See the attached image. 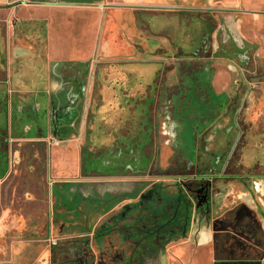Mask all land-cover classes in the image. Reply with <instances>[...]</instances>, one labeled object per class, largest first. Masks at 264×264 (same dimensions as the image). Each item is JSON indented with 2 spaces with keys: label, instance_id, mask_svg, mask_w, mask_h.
I'll use <instances>...</instances> for the list:
<instances>
[{
  "label": "flooded vegetation",
  "instance_id": "flooded-vegetation-1",
  "mask_svg": "<svg viewBox=\"0 0 264 264\" xmlns=\"http://www.w3.org/2000/svg\"><path fill=\"white\" fill-rule=\"evenodd\" d=\"M172 11L175 17L197 18L202 35L194 39L198 42L193 53L157 65L141 95L116 63L100 66L96 62L83 68L66 65L58 76L68 89L48 90L40 102L30 98L19 104L17 113L22 115L19 122L13 117L12 126L6 128L5 120L0 122V179L11 170V161L19 157L18 148H11L16 140L3 132L15 135L18 123L34 130L41 139L30 142L47 143L49 147L53 200L45 212L47 224L33 229L48 227L56 235L47 264H154L147 257L153 248L161 249L177 237L187 236L197 215L209 220L221 207L227 230L228 225L239 222V209L249 204L255 205L254 213L260 210L264 222V73L261 78L257 66L263 51L254 43L243 45L244 36L236 16L231 15L239 11L237 8ZM214 13L224 17L222 23ZM129 42L128 55L132 49L141 48L137 41ZM227 42L240 51L234 52L233 64L219 75L222 85L216 79L219 70L214 55L224 54L218 49H225L227 44L222 43ZM164 50L155 49L154 56L166 61ZM74 68L75 73L66 74V69ZM199 77L203 83L193 89ZM227 80L229 84L224 86ZM157 96L166 97L161 104V120ZM211 96L222 98L213 103ZM154 102L158 104L154 106ZM198 124L205 125L199 133L195 131ZM186 126L193 135V158L190 139L183 134ZM162 128L176 152L166 159L160 148L154 153L152 147L150 153L147 150L155 139L159 141L156 131ZM76 134L89 141L88 152L83 153L82 146L77 153L67 147ZM154 168L156 181L142 178ZM75 175L78 178L68 179ZM123 176H132L137 182L100 191L109 181L98 178ZM6 217L0 210V231L5 229ZM241 231L235 228L231 232L228 245H239L242 237L251 239V234ZM256 232L257 238H264V229L257 228ZM260 255L264 259V246Z\"/></svg>",
  "mask_w": 264,
  "mask_h": 264
},
{
  "label": "crops",
  "instance_id": "crops-1",
  "mask_svg": "<svg viewBox=\"0 0 264 264\" xmlns=\"http://www.w3.org/2000/svg\"><path fill=\"white\" fill-rule=\"evenodd\" d=\"M261 5L264 0H0V21L4 23L0 27V68L6 62L5 56L10 68L5 83L0 81V108L5 97L10 98L13 109L30 98L31 102H40L48 90L68 89L58 76L62 66L76 64L83 68L96 62L107 66L127 61L120 55L132 46L130 29L135 14L159 9L174 15V8L228 6L255 11ZM36 19H43L44 25L37 26ZM91 86L89 78V90ZM15 135L16 142L41 141L34 130L23 126ZM76 143V138L71 137L69 145ZM261 207L264 210L262 201ZM221 209L209 220L197 215L187 236L177 237L161 249L153 248L147 257L154 264H262L264 238L255 236L257 228L264 229L260 210L254 213L252 204L241 207L239 222L228 225V231ZM235 228L251 234V239L242 237L239 245H228L227 239Z\"/></svg>",
  "mask_w": 264,
  "mask_h": 264
},
{
  "label": "rangeland",
  "instance_id": "rangeland-1",
  "mask_svg": "<svg viewBox=\"0 0 264 264\" xmlns=\"http://www.w3.org/2000/svg\"><path fill=\"white\" fill-rule=\"evenodd\" d=\"M238 10V12L231 15L234 17L236 16L235 21H237V26H240V34L242 37L244 36L243 39L245 44L243 45L254 43L259 51H263L262 59L257 63L259 76L261 75L260 77L262 78V74L264 73V5L255 9V11L259 10L258 12L252 11V9H246L245 7ZM170 12L157 9L156 11H153V13L147 12L144 14H135L132 17L133 26L130 29L132 34L131 39L137 41L136 43L141 45V48H138V50L132 49V52L129 55L125 50L124 54L120 56L126 57L127 61L123 59L119 63L116 62V65L121 67L123 72L126 74V80L129 82L130 86L133 87V89H137V93L139 95H141L143 92L142 90L146 85H150L153 78L152 74L156 71L157 65H160L162 62L167 63L175 61L178 56L181 57L182 55L193 53V50L196 49L195 47H197L198 42L196 41L197 39H194L197 35H202L201 31L199 32V28L201 29V23L197 18L190 17L189 15L184 18L182 15L175 17L174 15H171ZM227 15L230 16L229 14H226V16ZM213 16H215L218 23L223 22V16L216 13H214ZM208 18L209 17H205L207 20ZM210 19L212 20L214 18L210 17ZM34 21L37 26L41 27L45 22L43 19H36ZM3 24L4 23L0 21V27H3ZM188 42H190L191 47L190 44H187ZM222 44H227L225 47L226 50L222 48L218 49L219 51L214 50L216 53H224L219 55L216 54L217 56L214 55V59L217 63L215 67L219 70V74L216 75L217 82L219 83L223 82V79L219 75L226 71V69L230 68V63L233 64L234 62L235 53L240 51L239 48L238 50H235V46H232L228 42ZM177 46L182 48L184 54ZM157 48L165 49L164 51L167 52V58H165L166 61L154 56V50ZM215 49L217 48L215 47ZM4 61L6 62L3 67L0 68V81L5 83L4 78L7 76L8 72H10V68L6 56L4 57ZM197 61H199V59H197ZM100 66L105 65L100 63ZM75 71L76 68L69 70L66 69V74H72L75 73ZM252 79L256 81L257 78L252 77ZM199 80L200 81L194 82L193 89L196 85H201L203 83V78L199 77ZM225 82L224 86H227L229 84V80ZM188 86L189 83L187 84V87ZM191 87L190 82V88ZM211 98L213 103H215L222 97H215L214 99V97L211 96ZM136 99L140 100L141 98L136 97ZM165 99V96L155 97V100L159 101V113H161L159 120L162 119L163 112L161 111L163 109L161 104L165 101ZM150 101L152 102L153 98H151ZM2 102L4 104L3 107L0 108V122L1 120H5V126L7 128L10 124L12 126L14 121L12 120L13 117L18 120L17 122L20 121V117H18L20 112L17 113V107H13V109H11L10 98L8 99V97H5ZM156 104H158V102H154V106ZM216 110L218 111V108H216ZM182 112L185 113L184 109H182ZM23 114L25 115V113ZM143 115H145V113L141 114V121L145 120L144 117H142ZM164 119L165 118H163V121ZM10 121L12 123H10ZM162 126L164 128V124H162ZM187 126L185 127V132L183 134L187 137V139H190L189 153L191 158H193L194 153H192V151L195 150L194 147L191 146L193 143V135L192 131L189 130ZM204 126V124H198L195 131L199 133L202 129H204ZM16 127H19L18 123ZM163 128L161 129L162 132L159 129L156 131V138L159 141L157 142L155 139L154 143H152L147 150L150 153L153 148L152 152L154 153L155 149L160 148L163 159H166L168 158V154L174 152L175 148L172 145L173 141H170L167 138V131L165 129L163 131ZM191 128H193V126ZM3 133L6 134V136L13 137L14 139L17 138L16 135L11 134V132H8L9 134L6 131ZM74 137L76 138L78 144L76 143L71 146L68 145L67 147L77 153L78 148L82 146L83 153L88 152L90 147L89 141H85L84 138L81 139V136L77 134ZM11 144V148H18L19 157H16L17 159L13 160V162L11 161V170L7 173V175L0 179V210L3 214H7V217L4 218L3 225V228L5 229L4 231H0V264H47L46 260L49 247L51 243L54 242L56 235L51 230L48 231V227L41 231H33V229L36 226L39 228L47 224V221H45V212H47L46 210L48 209L50 202L53 200L50 185L51 181L48 177V159L50 157L48 153L49 147L47 143H32L30 141H22L20 145L17 144L16 141ZM186 146L187 143L184 144V147ZM53 157L55 159L57 158L56 156ZM154 175H156L155 168L152 172L145 174L142 178L146 180L151 179L150 183H153L157 178V176ZM52 178L56 177L54 176ZM76 178H78V176L75 175L68 179ZM98 179L109 181L106 182L108 183L107 186L100 188V191H104L107 187H118L123 184L128 185L131 183V186H133V184L137 182L132 176L113 177V179ZM166 199L168 200L170 198L167 197ZM225 239H227L226 236Z\"/></svg>",
  "mask_w": 264,
  "mask_h": 264
},
{
  "label": "water",
  "instance_id": "water-1",
  "mask_svg": "<svg viewBox=\"0 0 264 264\" xmlns=\"http://www.w3.org/2000/svg\"><path fill=\"white\" fill-rule=\"evenodd\" d=\"M263 212H264V210H263ZM261 214V213H260ZM262 264H264V259H263V263Z\"/></svg>",
  "mask_w": 264,
  "mask_h": 264
}]
</instances>
